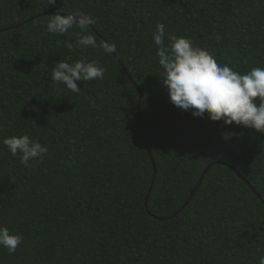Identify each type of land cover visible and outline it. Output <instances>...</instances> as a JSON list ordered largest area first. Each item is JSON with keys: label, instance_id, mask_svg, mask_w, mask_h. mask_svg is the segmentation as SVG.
Wrapping results in <instances>:
<instances>
[{"label": "trees", "instance_id": "trees-1", "mask_svg": "<svg viewBox=\"0 0 264 264\" xmlns=\"http://www.w3.org/2000/svg\"><path fill=\"white\" fill-rule=\"evenodd\" d=\"M46 2L0 0V225L24 238L14 254L0 247V264H259L264 134L174 106L153 34L163 23L246 74L264 68V0ZM57 11L92 16L115 51L67 49L79 29L42 23ZM79 59L104 78L79 94L52 83L56 62ZM23 134L49 148L32 167L3 144Z\"/></svg>", "mask_w": 264, "mask_h": 264}, {"label": "clouds", "instance_id": "clouds-1", "mask_svg": "<svg viewBox=\"0 0 264 264\" xmlns=\"http://www.w3.org/2000/svg\"><path fill=\"white\" fill-rule=\"evenodd\" d=\"M57 0H47L45 7L54 6ZM95 19L85 13L60 14L58 11L46 22L49 34L65 35L70 29H79L75 44L65 41L67 49H102L110 54L115 45L98 42L90 32ZM167 38L168 43L165 44ZM157 47L156 57L163 70L162 83L170 102L182 109L191 110L194 117H207L222 121L225 125L235 123L257 133L264 134V68H251L246 74L234 71L226 64H218L215 56L207 49L196 46L184 36L166 34L165 25L158 23L153 34ZM106 69L95 61L79 59L74 63L59 60L54 64L50 77L54 85H63L79 94L78 82L103 79ZM3 144L19 162L32 167L30 161L42 160L49 151L46 145L32 139L28 134L6 137ZM21 234H12L6 226L0 225V247L14 254L22 243ZM259 264H264V255L259 256Z\"/></svg>", "mask_w": 264, "mask_h": 264}, {"label": "water", "instance_id": "water-1", "mask_svg": "<svg viewBox=\"0 0 264 264\" xmlns=\"http://www.w3.org/2000/svg\"><path fill=\"white\" fill-rule=\"evenodd\" d=\"M119 63H120V65H121V67L123 68V70L125 71V73L127 74V76L130 78L129 74L127 73V71H126V69H125V67H124V65H123L120 61H119ZM130 80L132 81L131 78H130ZM139 93H140V100H141V97H142V96H141V92H140V90H139ZM138 110H139V112H140V104L138 105ZM140 122H141V118H140ZM141 128H142V132H143V134H144V139H145L146 147H147L148 153H149V155H150L151 162H152V164H153V168H154V180H155V177H156V174H157L156 164H155L154 158H153V156H152V153H151V150H150V146H149V143H148V139H147V136H146V133H145V129H144L143 125H142V122H141ZM211 168H212V165L209 166V167L205 170V172H204V174L202 175V177H201L199 183H198L197 186L191 191L190 198H189L188 202L186 203V205H185V206H184L179 212H177V213L175 214V216H173L172 218H169V219H167V220H171V219L175 218L176 216H178V215H179L180 213H182V212L185 210V208L191 203V201L193 200V198L195 197V195H196L197 192L199 191V189H200V187H201V185H202V183H203V181H204L206 175L208 174V172L210 171ZM243 180L247 183L248 186L251 187V185H250L245 179H243ZM251 188H252V187H251ZM252 190H253V192L255 193V195L258 196V198H259V199L263 202V204H264V200H263V199L260 197V195L255 191V189L252 188ZM150 193H151V190H150V192H149V194H148V196H147V198H146V202H145V207H146V209H148V202H149V198H150ZM164 221H165V220H164Z\"/></svg>", "mask_w": 264, "mask_h": 264}]
</instances>
